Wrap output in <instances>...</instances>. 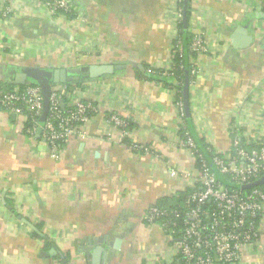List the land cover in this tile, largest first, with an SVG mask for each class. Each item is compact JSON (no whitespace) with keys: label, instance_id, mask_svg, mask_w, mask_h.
I'll return each instance as SVG.
<instances>
[{"label":"crops","instance_id":"1","mask_svg":"<svg viewBox=\"0 0 264 264\" xmlns=\"http://www.w3.org/2000/svg\"><path fill=\"white\" fill-rule=\"evenodd\" d=\"M66 1L73 19L29 0H0V9H12L0 12V88H24L14 84L17 75L36 69H125L81 82L96 112L60 160L25 133L22 118L0 108V264H167L174 244L144 217L161 198L184 192L167 163L193 177L195 157L179 145L173 93L143 71L171 65L176 0ZM192 10L190 23L212 49L189 88L193 132L231 152L228 119L244 113L260 120L264 139V1L192 0ZM115 115L135 124L126 136L107 125ZM262 230L245 264H264V218Z\"/></svg>","mask_w":264,"mask_h":264},{"label":"built area","instance_id":"2","mask_svg":"<svg viewBox=\"0 0 264 264\" xmlns=\"http://www.w3.org/2000/svg\"><path fill=\"white\" fill-rule=\"evenodd\" d=\"M29 1L42 4L57 18L66 19V15L72 12L66 0ZM181 2L182 0H176L175 4L176 24L173 41L178 38V25L184 22L186 16ZM0 12L4 17H8L12 9L2 6ZM191 12L193 13L192 3ZM186 27L192 36L189 51L194 55L190 60V88L196 84L201 73V60L208 56L212 49L203 32L195 29L191 23ZM174 48L182 49L180 43L176 46L173 43L172 50ZM171 66L172 62L164 68L163 75ZM148 72L153 73L154 69L150 68ZM169 90L175 99L178 90ZM83 95L82 87L76 84H53L49 98L50 106L43 124L40 120L44 112V96L39 85L30 84L22 89L11 90L0 88V108L22 118L24 127L29 124L26 134L33 139L39 136L49 155L55 160H60L71 138L85 137L86 126L96 112L94 104L86 102ZM174 105L184 127L185 103L179 100ZM233 118L243 129L242 136L236 135L232 139L235 154L219 152L213 146L210 136L204 132L200 137L205 138L215 150L211 166L204 158H194L196 176L191 177V173L185 169L167 163L169 177L181 182L183 191L189 193L180 208L170 210L155 204L147 210L144 217L149 226H160L174 244L173 258L167 264H245L243 253L253 250L262 240L264 184L251 186L264 178V139L260 136V120L246 121L244 113L233 114L228 119L229 128H234ZM110 124L123 130L124 136L128 134L125 130L126 122L116 115L107 120V125ZM39 128H42L40 134ZM199 130L202 132L203 128ZM253 137L255 139H252ZM243 138L245 144L253 143L256 146L246 149ZM179 145L194 157L198 153L194 139L188 132L185 138L181 137ZM130 146L137 152L151 151L147 145L132 143ZM218 175L223 177L225 182L220 181ZM178 228L181 229L179 233Z\"/></svg>","mask_w":264,"mask_h":264},{"label":"trees","instance_id":"3","mask_svg":"<svg viewBox=\"0 0 264 264\" xmlns=\"http://www.w3.org/2000/svg\"><path fill=\"white\" fill-rule=\"evenodd\" d=\"M191 3H192V0H182V2L180 3L181 7L183 9L185 8V12L187 16V23L181 22L178 25L179 35H178V38L175 41H173V43L175 44V46L178 43H180L182 49L174 48L172 50L173 59H172L171 68L167 70V73L165 75H163L164 69L157 70L153 68L154 72L149 73L148 70L150 68L147 67L143 71V75L146 76L147 79H149L150 81H157L158 83L163 84L166 88L178 90V94L176 95L174 99V103L179 100L185 103L184 102V87L186 83L190 80V72H191L190 60L191 58L194 57V55L191 54V52L189 51V46L191 44L192 36L188 30V27H186L187 25H189L191 17H192L191 16L192 15ZM66 16L68 19H73L74 18L73 11L70 14H67ZM75 84L77 86L82 85L81 82H78ZM188 104H189V101H188ZM123 120L126 122V128H125L126 132H130V130L135 126V124H133V121L131 120H125V119ZM232 123H233L234 128H229V133L232 132L230 133L231 140L236 135L242 136V133H243V129L236 122L235 118H233ZM192 124H193V116H192L191 109L187 111L185 107L184 127L183 125L181 126L180 135L182 138H185L186 132H188L194 139V142L196 144V149L198 151V153L195 155V158H204L207 164L211 166V159L214 158L215 156V150L212 146H210L206 142L205 138L200 137L193 132ZM29 126H30L29 124L25 125L24 127L25 133H26V129ZM125 140L127 144L131 145V142L129 141V139L126 138ZM245 142L246 141L243 138V145L246 149H250L256 146L253 143L245 144ZM139 152L143 153L142 151H139ZM231 153L235 154V149L233 147L231 148ZM198 162H196L197 166H199ZM218 179L222 182H225L223 177L219 175H218ZM188 193L189 191L183 192L180 195H178V197L172 198L171 201H169L170 199L168 198H161L160 200H158L156 205L162 208L170 209V210L180 208L183 205L184 198L186 197ZM180 230L181 229L178 228L177 233H179ZM63 259L67 263L68 258L64 257Z\"/></svg>","mask_w":264,"mask_h":264},{"label":"water","instance_id":"4","mask_svg":"<svg viewBox=\"0 0 264 264\" xmlns=\"http://www.w3.org/2000/svg\"><path fill=\"white\" fill-rule=\"evenodd\" d=\"M184 22L187 23V17H184ZM125 69L122 66L114 65H92L87 67H80L76 69H59L54 72H44L41 70H34L27 73L19 74L16 77L14 84L16 85H27L30 80L39 85L42 89L44 96V112L41 117L40 123L45 122L49 106H50V93L53 84H75L87 80H96L100 78L111 77L117 71ZM189 101V86L188 82L184 87V102L186 110L190 109L188 104ZM42 128H39L38 133L40 134ZM264 184V178L260 181L252 184L251 186ZM250 186V187H251Z\"/></svg>","mask_w":264,"mask_h":264}]
</instances>
